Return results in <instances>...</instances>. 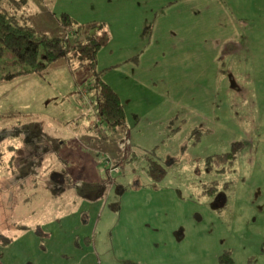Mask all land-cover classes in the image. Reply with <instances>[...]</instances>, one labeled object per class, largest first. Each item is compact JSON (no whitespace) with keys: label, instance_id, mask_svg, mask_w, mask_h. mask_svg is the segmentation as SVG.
<instances>
[{"label":"rangeland","instance_id":"374dc122","mask_svg":"<svg viewBox=\"0 0 264 264\" xmlns=\"http://www.w3.org/2000/svg\"><path fill=\"white\" fill-rule=\"evenodd\" d=\"M23 1L16 13L52 37L72 34L64 13L105 26L93 29L95 69L125 127L101 120L89 68L67 57L0 83V264H219L226 250L232 264H264V68L242 51L194 50L184 26L178 41L129 32L147 2ZM24 67L6 51L0 77ZM236 142L232 171L207 168ZM147 156L165 167L161 180Z\"/></svg>","mask_w":264,"mask_h":264},{"label":"trees","instance_id":"16d2710c","mask_svg":"<svg viewBox=\"0 0 264 264\" xmlns=\"http://www.w3.org/2000/svg\"><path fill=\"white\" fill-rule=\"evenodd\" d=\"M23 3V0H0V58L8 51L25 66L22 71L2 75L0 81L11 80L19 75L42 74L52 62L67 57L70 68L80 69L85 65L89 68L91 82L88 89L101 120L114 130L123 129L125 112L119 95L102 80L95 69L96 55L102 42L96 36L85 35L86 27L96 24H80L64 13L60 22L67 31L73 30L72 34L52 37L38 31L30 17L16 13L22 9ZM236 147L237 142L230 151L207 157V168L217 172L232 171L236 161ZM147 160L148 173L154 180H161L165 176V167L153 156H147ZM218 186L219 183L212 180L206 183L203 192L212 195ZM231 259V252L226 250L219 255V264H232Z\"/></svg>","mask_w":264,"mask_h":264},{"label":"crops","instance_id":"0c3cea01","mask_svg":"<svg viewBox=\"0 0 264 264\" xmlns=\"http://www.w3.org/2000/svg\"><path fill=\"white\" fill-rule=\"evenodd\" d=\"M104 1L147 2L150 4L149 15L141 21L140 25L132 27L129 32L133 29L137 31L144 26L146 29L145 34L150 33V36L159 34L174 36L178 41L181 33H185L184 26L194 50L226 52L230 55L229 60H236L238 53L242 51V57L245 61L250 60V56H252L251 60H253L255 66L264 68V0ZM122 9L126 10L127 6L123 5ZM165 19H168L167 22H164ZM214 19L217 20V24L212 23ZM88 24L90 23L88 22ZM93 29L100 32V30H105V26L103 29L102 26L92 27L88 25L85 29V35L96 36ZM207 32H211L212 39L206 35ZM104 37L107 38L106 35ZM199 44H203V46ZM48 69L53 68L51 66ZM15 78L19 79L20 77ZM11 80H3L0 83ZM235 86L237 89L240 88L237 82H235ZM31 128L38 131L39 126L35 125ZM258 141L261 143L260 138ZM43 143L47 150L49 147L48 140L45 139Z\"/></svg>","mask_w":264,"mask_h":264},{"label":"built area","instance_id":"2783aa9c","mask_svg":"<svg viewBox=\"0 0 264 264\" xmlns=\"http://www.w3.org/2000/svg\"><path fill=\"white\" fill-rule=\"evenodd\" d=\"M88 90L87 89H82L81 90V97H84L86 94H87ZM90 101V104L92 105L93 104V101H91V99H89Z\"/></svg>","mask_w":264,"mask_h":264}]
</instances>
